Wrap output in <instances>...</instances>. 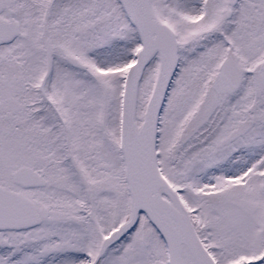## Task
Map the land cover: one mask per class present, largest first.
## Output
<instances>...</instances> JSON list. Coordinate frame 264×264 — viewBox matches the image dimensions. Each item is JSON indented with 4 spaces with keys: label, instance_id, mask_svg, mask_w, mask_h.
<instances>
[{
    "label": "snow or ice",
    "instance_id": "6c2138e0",
    "mask_svg": "<svg viewBox=\"0 0 264 264\" xmlns=\"http://www.w3.org/2000/svg\"><path fill=\"white\" fill-rule=\"evenodd\" d=\"M0 264H264V0H0Z\"/></svg>",
    "mask_w": 264,
    "mask_h": 264
}]
</instances>
